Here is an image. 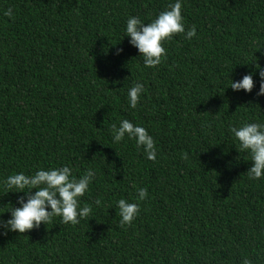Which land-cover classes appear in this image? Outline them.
<instances>
[{
	"label": "trees",
	"instance_id": "16d2710c",
	"mask_svg": "<svg viewBox=\"0 0 264 264\" xmlns=\"http://www.w3.org/2000/svg\"><path fill=\"white\" fill-rule=\"evenodd\" d=\"M173 2L0 0V181L63 165L96 174L81 197L88 219L0 234V264H264V177L249 179L250 157L227 130L264 122V96L256 75L251 92L226 88L264 67V0H182L196 36L174 35L167 58L145 68L122 38L126 19L149 23ZM136 82L145 92L133 109ZM122 119L147 129L155 161L134 140L113 143ZM4 191L7 220L23 193ZM122 198L140 206L124 227Z\"/></svg>",
	"mask_w": 264,
	"mask_h": 264
},
{
	"label": "clouds",
	"instance_id": "9594fccd",
	"mask_svg": "<svg viewBox=\"0 0 264 264\" xmlns=\"http://www.w3.org/2000/svg\"><path fill=\"white\" fill-rule=\"evenodd\" d=\"M4 15L12 17V9H7ZM178 33H184L185 39L196 36L195 26L185 31L182 0H174L149 23H144L138 16H129L126 19L122 38L124 36L130 38L128 42L138 50L145 68H156L167 58L164 42L171 40ZM120 51L122 49H118L116 54L119 55ZM253 64L252 71L243 75L238 81L230 79V84L226 88L230 87L234 92L240 90L245 93L251 92L254 87L253 75H256L259 81L256 95L264 96V67L255 62ZM144 92L145 87L141 82L134 83L127 93L129 107L135 109ZM227 130L238 144L239 152L246 153L250 157L251 167L247 171L249 179L255 181L264 177V122L247 119L235 124L229 122ZM110 133L113 143H120L127 137L135 141L137 149H143L148 160L155 161L156 144L146 128L122 119L118 126L115 123L111 125ZM95 175L92 169H87L77 178L73 175V169L67 165L48 169L39 168L31 174L20 171L8 175L0 181L4 193H23V195L17 197V207L10 205L6 211L10 213V218L0 219V234L25 233L38 229L42 223L46 225L54 217H59L61 224H80L82 220L88 219L93 211L91 206L82 205L81 197L89 191ZM33 189L35 191H32ZM147 197L146 188H136L137 201H144ZM94 203L99 207L101 201L97 199ZM116 207L119 209L121 227L131 225L140 212L139 203L128 202L123 198L116 201ZM243 264H251V261L245 258Z\"/></svg>",
	"mask_w": 264,
	"mask_h": 264
}]
</instances>
